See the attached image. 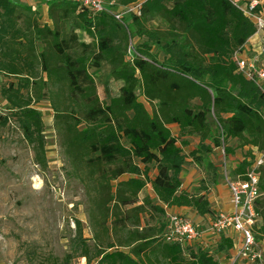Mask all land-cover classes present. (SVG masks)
I'll list each match as a JSON object with an SVG mask.
<instances>
[{
  "label": "trees",
  "instance_id": "trees-1",
  "mask_svg": "<svg viewBox=\"0 0 264 264\" xmlns=\"http://www.w3.org/2000/svg\"><path fill=\"white\" fill-rule=\"evenodd\" d=\"M45 2L50 23L41 22L31 5L0 0V93L42 167L47 166L44 121L33 103L51 99L65 150L93 182L100 213L93 244L77 220L71 252L46 264H71L75 257L83 264H223L220 255L230 257L233 239L221 234L216 253L199 240L186 245L168 241V208L219 215L205 193L183 188L189 137L199 138L189 152L198 163L215 147L225 145L226 154L233 152L226 147L231 139L264 151V95L234 60L255 34V23L232 0H106V10L99 13L73 0ZM135 6L137 11L115 18L118 9ZM156 19L165 29L148 26ZM79 31L91 42L82 40ZM133 37L146 40L131 48ZM104 62L122 82L119 93L105 101L90 72ZM140 94L154 104L152 112ZM210 115L218 124L217 135ZM172 124L178 125V135ZM252 163L244 160L235 174H245ZM208 168L215 183L217 167L209 162ZM259 172L256 208L262 221L257 231L262 240L264 165ZM146 187L155 200L151 195L140 200ZM146 211L164 215L161 224H143Z\"/></svg>",
  "mask_w": 264,
  "mask_h": 264
},
{
  "label": "rangeland",
  "instance_id": "rangeland-1",
  "mask_svg": "<svg viewBox=\"0 0 264 264\" xmlns=\"http://www.w3.org/2000/svg\"><path fill=\"white\" fill-rule=\"evenodd\" d=\"M17 1L35 7L41 22H51L45 0ZM148 26L165 29V25L157 19L149 22ZM79 35L86 42L92 40L81 31ZM260 37L250 41L249 50L244 55L260 53ZM145 40L133 37L131 48ZM153 50L157 51V47L153 46ZM164 57L165 55L159 52V58L163 60ZM262 57L264 59V55ZM90 72L94 75L102 100L105 101L108 96L119 93L122 82L111 76L110 67L106 62L102 63L98 70L91 67ZM139 100L152 112L153 103L141 94ZM194 102L199 103V100ZM33 106L41 112L44 121L46 167L37 163L33 145L24 137L16 116L6 107L0 93V264H46L52 257L61 260L71 252L72 240L77 234L76 221L82 222L84 237L90 238L89 243L93 244L92 238L96 229L94 221L100 218L95 206L94 184L86 171L74 164L68 156L64 147V135L55 122L51 99L36 101ZM6 116L10 117L8 122L4 121ZM209 122L214 133L219 134V127L213 115L209 116ZM169 126L173 134L178 135V125ZM189 140L190 145L184 147L187 160L182 177L183 188L195 194L205 193L215 212L227 214L230 210L228 201L231 194L226 181L225 166H228V173L233 177L236 167L232 164L237 166L236 162L242 154L239 150V157L232 160L236 158L235 150L241 146L239 141L227 140L226 147H232L233 152L224 155L222 146L215 147L203 163H198L189 156V152L198 146L199 138L192 136ZM246 156L251 157L248 162L254 161V155L251 153ZM209 162L217 167L215 183L214 173L208 168ZM151 168L152 174L155 175V166ZM127 177L129 176H124ZM146 195H151L155 200L150 187H146L140 194V200ZM226 204L228 207H225ZM170 213H179L189 218L203 232L200 240L204 241L213 253L217 252L221 236L209 231L215 217L203 216L197 212L193 215L184 210ZM163 219L164 215L156 212L146 211L143 214V224L150 226H159ZM83 260L81 257H75L71 264H83Z\"/></svg>",
  "mask_w": 264,
  "mask_h": 264
},
{
  "label": "built area",
  "instance_id": "built-area-1",
  "mask_svg": "<svg viewBox=\"0 0 264 264\" xmlns=\"http://www.w3.org/2000/svg\"><path fill=\"white\" fill-rule=\"evenodd\" d=\"M80 5L89 7L94 13L106 10V0H73ZM243 13L255 23L257 29L249 39L244 50L236 51L234 60L238 71L247 79L253 81L264 95V8L262 0H232ZM138 6L125 8L117 11L116 19L122 20L123 16L130 11H137ZM261 35V37H260ZM261 38L260 53L244 55L249 50L250 41L253 38ZM259 38V40H260ZM222 151L226 155L225 145ZM264 165V151L254 158L247 172L233 178L225 166L226 181L231 193L233 209L230 213H220L214 218L209 231L225 234L234 231L237 236L233 238L234 247L226 264H264V247L258 238V228L261 225V216L256 208V200L260 192V172ZM169 223L166 230V240L176 241L182 245L190 244L200 240L201 232L196 225L186 216L179 213H169Z\"/></svg>",
  "mask_w": 264,
  "mask_h": 264
},
{
  "label": "crops",
  "instance_id": "crops-1",
  "mask_svg": "<svg viewBox=\"0 0 264 264\" xmlns=\"http://www.w3.org/2000/svg\"><path fill=\"white\" fill-rule=\"evenodd\" d=\"M237 140V139H236ZM238 141V140H237ZM239 145H240V141H239ZM229 148H231L232 150H233V148L232 147H229ZM239 150H241V152H242V154H241V157L240 158H238L239 157ZM234 151V150H233ZM237 152V153H236ZM235 153H236V158L234 157V158H232V160H235V159H239V161L238 162H236V163H238L237 164V166L241 163V162H243L244 160H247V161H250L251 160V157H247L246 155L247 154H249V153H251L252 155H254V158H256V156L259 154V150L256 148V147H254V146H251V145H245V146H240V148H238L237 150H235ZM233 165V167H237L236 166V164L235 163H233L232 164ZM231 167V166H230ZM229 169V168H228ZM235 170H236V168H235ZM183 173H184V170H183V172H182V175H181V177H183ZM240 174H235L234 176H233V178H236V177H238ZM231 194V193H230ZM228 203H230V204H228V205H230V210L228 211V213H230L231 211H232V209H233V206H232V203H231V195H230V201H228ZM225 207H228L227 206V204L225 205ZM181 210H184L185 212H190V213H192L193 215H194V213H195V211L193 210V209H191V208H189V207H171V208H168V213H170L171 211H181ZM222 235H224L225 237H229V238H231V239H233V238H235L236 236H237V233L236 232H234V231H228V232H226L225 234H222ZM222 235H220V236H222ZM221 238V237H220ZM220 241V239L218 240V242ZM262 241V245H263V247H264V239H262L261 240ZM199 242H201V243H205L204 241H202V240H199ZM205 246H207L206 244H204ZM226 256H228V255H225V254H221L220 255V258H221V260H222V262H223V264H226V262H227V259H228V257H226Z\"/></svg>",
  "mask_w": 264,
  "mask_h": 264
}]
</instances>
